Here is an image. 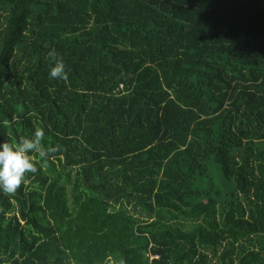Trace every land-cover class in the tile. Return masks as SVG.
Returning a JSON list of instances; mask_svg holds the SVG:
<instances>
[{
  "label": "trees",
  "instance_id": "trees-1",
  "mask_svg": "<svg viewBox=\"0 0 264 264\" xmlns=\"http://www.w3.org/2000/svg\"><path fill=\"white\" fill-rule=\"evenodd\" d=\"M37 130L0 264H264V0H0V143Z\"/></svg>",
  "mask_w": 264,
  "mask_h": 264
},
{
  "label": "clouds",
  "instance_id": "clouds-1",
  "mask_svg": "<svg viewBox=\"0 0 264 264\" xmlns=\"http://www.w3.org/2000/svg\"><path fill=\"white\" fill-rule=\"evenodd\" d=\"M51 62L49 78L53 80H69V73L62 57L53 49L48 52ZM45 133L37 130L34 135L22 138L19 142L0 143V191L14 194L25 179L26 173H37L38 167L31 153H38L41 159L49 156V150L43 146Z\"/></svg>",
  "mask_w": 264,
  "mask_h": 264
}]
</instances>
